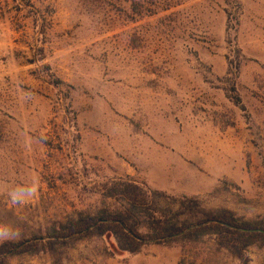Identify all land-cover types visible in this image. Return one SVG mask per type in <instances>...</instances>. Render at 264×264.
Returning <instances> with one entry per match:
<instances>
[{
    "label": "rangeland",
    "instance_id": "374dc122",
    "mask_svg": "<svg viewBox=\"0 0 264 264\" xmlns=\"http://www.w3.org/2000/svg\"><path fill=\"white\" fill-rule=\"evenodd\" d=\"M118 179L264 217V0H0V245L120 208ZM0 264H264V243L87 237Z\"/></svg>",
    "mask_w": 264,
    "mask_h": 264
},
{
    "label": "trees",
    "instance_id": "16d2710c",
    "mask_svg": "<svg viewBox=\"0 0 264 264\" xmlns=\"http://www.w3.org/2000/svg\"><path fill=\"white\" fill-rule=\"evenodd\" d=\"M104 196L115 200L120 208L54 223L51 233L33 241L4 242L0 259L51 252L70 242L103 236L111 237L118 251L130 254L138 253L148 243L198 241L213 236L218 247L238 259L249 247L264 243V217L245 221L225 209L206 210L194 197L149 190L129 179L111 181Z\"/></svg>",
    "mask_w": 264,
    "mask_h": 264
}]
</instances>
